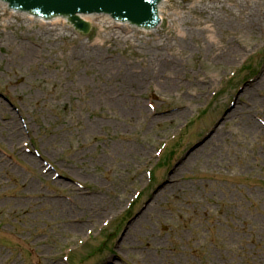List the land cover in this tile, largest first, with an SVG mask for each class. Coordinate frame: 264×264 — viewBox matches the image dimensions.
I'll return each instance as SVG.
<instances>
[{
	"label": "rangeland",
	"instance_id": "rangeland-1",
	"mask_svg": "<svg viewBox=\"0 0 264 264\" xmlns=\"http://www.w3.org/2000/svg\"><path fill=\"white\" fill-rule=\"evenodd\" d=\"M159 11L0 8V264H264V0Z\"/></svg>",
	"mask_w": 264,
	"mask_h": 264
},
{
	"label": "water",
	"instance_id": "water-1",
	"mask_svg": "<svg viewBox=\"0 0 264 264\" xmlns=\"http://www.w3.org/2000/svg\"><path fill=\"white\" fill-rule=\"evenodd\" d=\"M165 0H0L9 10L29 14L46 21L66 19L74 30L84 35L92 26L81 16L103 15L116 23L145 31L161 23L159 7Z\"/></svg>",
	"mask_w": 264,
	"mask_h": 264
},
{
	"label": "bare ground",
	"instance_id": "bare-ground-1",
	"mask_svg": "<svg viewBox=\"0 0 264 264\" xmlns=\"http://www.w3.org/2000/svg\"><path fill=\"white\" fill-rule=\"evenodd\" d=\"M162 5V4H161ZM0 8H5V6L3 5V4H1L0 3ZM159 8H161V6L159 7ZM160 10V9H159ZM10 12H12V11H10ZM14 14H19V13H15V12H13ZM23 15H25V14H23ZM160 15H161V13H160ZM159 15V16H160ZM26 16H30V15H26ZM30 17H32V16H30ZM81 18L83 19V20H85V21H90V20H92L91 18H92V16L90 17V16H81ZM59 19H62V18H58V19H56V21H59ZM99 19H101L102 21H111L109 18H108V16L107 17H105V16H103V17H101L100 16V18ZM160 19H161V16H160ZM63 20V19H62ZM109 23V22H108ZM110 23H113L112 21L110 22ZM24 49L25 50H27V52H28V59H30L32 56H33V49L32 48H29V47H26L25 45H24ZM176 69H174V71H175ZM103 71H105V68L103 69ZM107 72V71H106ZM172 80V79H171ZM177 82H175V81H173V82H168L166 85H165V91L167 90V91H170V90H173L174 89V87H175V84H176ZM184 113V112H183ZM183 113H176V114H173L174 116H179V115H182ZM173 117V116H172ZM252 126V125H251ZM259 129H261V128H259L258 126H256V125H254V126H252L251 127V132L252 133H255V132H258L259 131ZM263 133H264V131H263ZM217 136L218 135H220V132L218 131L217 132V134H216ZM169 186V188H171V192H174V194H176V193H178V187L179 186H175V184H169L168 185ZM168 188H164V191L165 190H167ZM96 209H98V208H96ZM96 213H100L101 214V212L99 211V212H96ZM76 230H81V228H79V227H77V229Z\"/></svg>",
	"mask_w": 264,
	"mask_h": 264
}]
</instances>
